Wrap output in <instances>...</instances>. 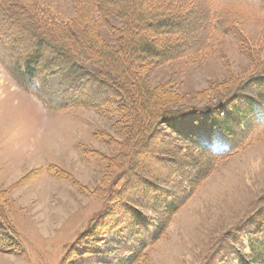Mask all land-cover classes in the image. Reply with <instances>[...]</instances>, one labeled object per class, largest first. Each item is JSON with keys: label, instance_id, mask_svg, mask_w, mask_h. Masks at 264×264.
<instances>
[{"label": "rangeland", "instance_id": "374dc122", "mask_svg": "<svg viewBox=\"0 0 264 264\" xmlns=\"http://www.w3.org/2000/svg\"><path fill=\"white\" fill-rule=\"evenodd\" d=\"M176 1L155 2L165 10L178 8ZM206 1L215 15L210 46L196 49L204 22L188 20L182 37L154 35L159 46L173 44L168 52L179 54L138 65L143 101L152 110L214 105L264 64V0ZM37 3L73 26L86 45L121 49L126 24L108 15L113 8L106 14L96 0ZM5 20L0 10L4 31ZM23 70L0 58V264H122L139 250L135 264H264V123L243 129L230 154L211 160L166 135L161 124L147 132L149 123L140 115L132 122L113 101L51 106L45 94L61 95L77 84L74 69L41 91L23 84ZM142 130L150 136L139 144ZM208 138L214 150L231 146L221 132ZM179 161H191L192 177L203 168L208 175L191 188L185 170H176ZM124 168L128 174L117 179ZM147 182L159 190L151 198ZM108 187L117 189L114 196ZM166 192L189 194L170 216L160 203ZM130 209L155 226L169 218L161 237L143 249L147 231L132 229Z\"/></svg>", "mask_w": 264, "mask_h": 264}, {"label": "trees", "instance_id": "16d2710c", "mask_svg": "<svg viewBox=\"0 0 264 264\" xmlns=\"http://www.w3.org/2000/svg\"><path fill=\"white\" fill-rule=\"evenodd\" d=\"M155 1L96 0L101 9H104V13L107 14L109 11L106 10L113 8L108 15L122 18V23L124 21L128 26L120 28L124 43L121 49L115 51L107 47L102 49L96 43L86 45L87 42L81 33H76L75 28L69 26L68 22L43 9L37 3L38 0H27L24 3L0 0L1 13L6 16V23H10L7 30L0 28V58L12 68H23V84L29 88L35 85L34 89L39 91L48 85L51 78L71 69L76 70L80 75L77 84L69 86L61 95L45 94L46 101L55 108H95L113 101L116 107L122 106L123 111L119 108L120 112L132 114V122L136 123L140 115L141 119L145 120V125L149 123L147 132L161 124L168 130L166 135L170 134L172 138L184 141L185 145L196 149L200 154L209 155L211 160L224 157L243 140L244 130H252L258 124L264 123V64L257 72L235 85L225 99L214 105L196 109L179 107L152 110L149 101H143L146 91L138 65L147 61H164L180 53L178 50L168 52L173 44L159 46L154 35L182 37L184 23L199 18L204 24L199 27L201 41L196 49L210 46V40L215 35L213 5L208 1L196 0V5L192 7L194 1L178 0L175 2L178 8L165 10H160ZM221 17L224 15L221 14ZM74 22L75 20L73 25ZM70 34L75 39H72ZM29 41L33 42L31 46L28 45ZM88 61L91 67L86 65ZM148 99L150 100L151 96H148ZM141 100L143 107L138 106ZM241 101L248 106L247 109L242 108ZM235 128H238L239 133ZM143 132L142 130L139 134V144H143L150 136L147 133L144 135ZM218 132L230 139L229 150L214 151L206 143V137L212 139ZM178 163L177 172L179 173L180 168L185 170L184 178L190 179L188 182L191 188H195L197 183L208 175L207 169L203 168L200 175L192 177L189 172V169L193 168L191 161ZM127 174L128 169L124 168L118 171L117 179H122ZM115 181H111V184L117 187L118 183L115 184ZM147 186L151 188L148 189L149 194L147 193L150 198L153 193L159 191L158 188L149 186L148 182ZM109 189L110 187L109 195L114 196L117 189ZM178 194L166 192L161 195V208L165 214L170 216L175 213L189 195L187 193L180 197ZM134 210L130 209L131 213ZM134 212L135 222L132 224L135 228L132 229L141 228L147 231V234L141 236L143 249L161 237L169 218L155 226L146 219L141 220L139 212ZM261 252L264 254V251ZM141 255L139 250L135 256L122 264H135Z\"/></svg>", "mask_w": 264, "mask_h": 264}, {"label": "bare ground", "instance_id": "6f19581e", "mask_svg": "<svg viewBox=\"0 0 264 264\" xmlns=\"http://www.w3.org/2000/svg\"><path fill=\"white\" fill-rule=\"evenodd\" d=\"M15 30V29H14ZM197 38V37H196ZM16 112V111H15ZM29 151V150H28Z\"/></svg>", "mask_w": 264, "mask_h": 264}]
</instances>
